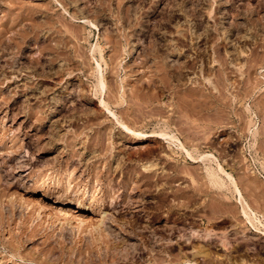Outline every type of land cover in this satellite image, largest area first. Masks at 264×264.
Listing matches in <instances>:
<instances>
[{"label":"rangeland","instance_id":"rangeland-1","mask_svg":"<svg viewBox=\"0 0 264 264\" xmlns=\"http://www.w3.org/2000/svg\"><path fill=\"white\" fill-rule=\"evenodd\" d=\"M98 69L119 120L214 154L264 213V0H0V264H264L200 164L98 106Z\"/></svg>","mask_w":264,"mask_h":264},{"label":"bare ground","instance_id":"bare-ground-1","mask_svg":"<svg viewBox=\"0 0 264 264\" xmlns=\"http://www.w3.org/2000/svg\"><path fill=\"white\" fill-rule=\"evenodd\" d=\"M98 66H99V64H98ZM96 74H97V76H96L97 81H96L95 85H96V87L99 90V91L98 90L97 91L100 92V95L98 97V101H99L98 106H100V107L102 106L109 113H111L118 120V123L121 126V128L124 131H126V132H131L135 136V138L137 140H143V139H147V138H156V139H158V140H160L162 142H167L168 146L173 145V147H176V149H178L181 152L180 154L184 153V156L189 161H191L192 163L200 164V167L197 166V168H195L194 170H195L196 173H199V175L200 174L202 175V177L200 179L205 178L206 183L208 182L211 185V187L215 188V190H214L215 195H213V198L216 201L215 202V206H218L219 202L224 204V205H226V204L228 205L229 204V205H231V208H232V206H234L232 209L233 210L237 209L236 211L238 212V214L242 218V220H244L247 224H249L250 227L254 230V232H256L257 234H259L261 236H264V213L257 212L251 206L249 200L245 197V195L243 194V192H242V190H241V188L239 186L237 177L231 172V170H227L225 168L224 164L220 160H218V158L212 153L200 154L202 152H199L198 155H196V156L193 155V153L191 152L192 150L190 151L188 149V147H186L184 145L182 140L179 139V137L174 135V133H172V131H167L168 130L167 128H170V127H167L166 128L167 130L166 129H162V127H161V129L159 128L158 130L152 129L149 132H140V131H135L132 128H130L129 126H127L126 124H124L111 111V109L109 107V103L106 100L105 92H103V90L106 87V82H107L106 76L104 75L103 71L100 70V69H98ZM245 110L246 111H250V114L253 113L252 109L250 108V104H246L245 105ZM249 131L251 132L252 136L255 137V133L258 130L257 129H253V130L249 129ZM173 147H172L171 150L170 149L169 150L172 151ZM249 147H252V145L249 144ZM168 148H170V147H168ZM170 153H172V152H170ZM174 153L175 152H173L172 154H174ZM139 154H140V152L137 153L138 156H139ZM172 154H167V158H170V159L173 158ZM206 159H207V162H206ZM245 165H246L245 167H243V166L238 167L239 170H241V172H244V173H245L246 170H250L251 171V169L249 167V163H246ZM140 167H142L140 169L142 178L145 177L146 180L148 179V182H149V179L151 177L155 176L159 172V171H156L155 163H152V162H150L148 164L147 163L141 164ZM252 172L253 171H251V173ZM244 173H242V174H244ZM247 176H248V174H247ZM249 176H251V175H249ZM170 177H172V175H170ZM252 177H253L254 180L257 178L254 172H253ZM146 180H145V182H146ZM191 180H194V179L191 178ZM194 182H196V181H194ZM149 183H151V182H149ZM220 190H223V191L227 190V191L230 192V195L229 196L225 195V194L224 195L223 194L220 195L219 194ZM235 206H236V209H235ZM233 213H234V211H233ZM198 230L200 231V229H198ZM202 230H203V228H202ZM199 231H197L196 229L195 230H191V231L189 230V234H186L187 232H184L185 235H188V236H186V238L184 237V239L189 238L190 237L189 235L196 236V237L202 236L203 238H207L209 236V234H210L209 230L205 231V232H199ZM222 245L225 246L226 242L222 241ZM200 251H202V249H200V246H199V248H196L193 253H199ZM180 264H196V263H194V262L186 263L185 262V263H180Z\"/></svg>","mask_w":264,"mask_h":264}]
</instances>
